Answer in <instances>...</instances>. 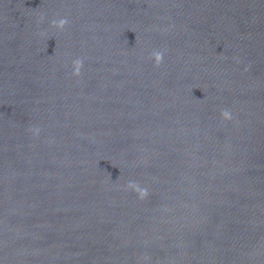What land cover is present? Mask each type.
Wrapping results in <instances>:
<instances>
[{
  "label": "water",
  "instance_id": "obj_1",
  "mask_svg": "<svg viewBox=\"0 0 264 264\" xmlns=\"http://www.w3.org/2000/svg\"><path fill=\"white\" fill-rule=\"evenodd\" d=\"M0 264H264V0H0Z\"/></svg>",
  "mask_w": 264,
  "mask_h": 264
}]
</instances>
